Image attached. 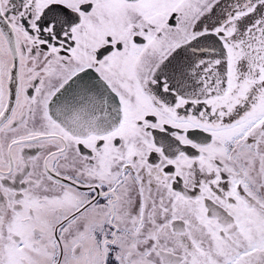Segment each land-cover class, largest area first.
<instances>
[{"label":"snow or ice","instance_id":"snow-or-ice-1","mask_svg":"<svg viewBox=\"0 0 264 264\" xmlns=\"http://www.w3.org/2000/svg\"><path fill=\"white\" fill-rule=\"evenodd\" d=\"M0 264H264V0H0Z\"/></svg>","mask_w":264,"mask_h":264}]
</instances>
